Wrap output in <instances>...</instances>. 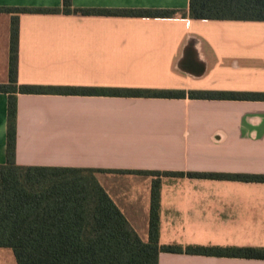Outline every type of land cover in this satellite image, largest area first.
<instances>
[{
    "label": "crops",
    "instance_id": "crops-1",
    "mask_svg": "<svg viewBox=\"0 0 264 264\" xmlns=\"http://www.w3.org/2000/svg\"><path fill=\"white\" fill-rule=\"evenodd\" d=\"M72 2L75 8L189 9V0ZM62 6L63 0H0V7ZM12 16L0 12V84L9 81ZM18 82L264 92V22L22 13ZM7 122L8 94L0 93V165L7 161ZM15 161L264 174V101L19 94ZM131 176L147 179L143 203L127 198L123 181ZM97 178L146 240L151 179L110 172ZM160 243L264 247V183L163 178ZM159 264L264 260L161 253Z\"/></svg>",
    "mask_w": 264,
    "mask_h": 264
},
{
    "label": "trees",
    "instance_id": "trees-1",
    "mask_svg": "<svg viewBox=\"0 0 264 264\" xmlns=\"http://www.w3.org/2000/svg\"><path fill=\"white\" fill-rule=\"evenodd\" d=\"M12 14L7 161L0 165V248L17 264H159L161 253L264 260V247L160 243V190L165 177L264 183V174L160 170H105L19 166L15 161L19 94L264 101V92L164 90L127 87L44 86L18 82V18L22 13L264 22V0H189L186 10L0 7ZM151 179L148 235L144 240L97 178L98 173Z\"/></svg>",
    "mask_w": 264,
    "mask_h": 264
},
{
    "label": "rangeland",
    "instance_id": "rangeland-1",
    "mask_svg": "<svg viewBox=\"0 0 264 264\" xmlns=\"http://www.w3.org/2000/svg\"><path fill=\"white\" fill-rule=\"evenodd\" d=\"M138 178V177H137ZM131 176L130 178L126 177L124 179V185L126 186L127 198L130 200L136 199L141 203L144 202L145 192L147 194V179H140ZM167 178V177H165ZM163 180V179H162ZM144 196V197H143ZM138 202V203H140ZM142 233V231H141ZM207 246V245H206ZM214 246V245H212ZM0 264H17L13 251L9 248H0Z\"/></svg>",
    "mask_w": 264,
    "mask_h": 264
}]
</instances>
